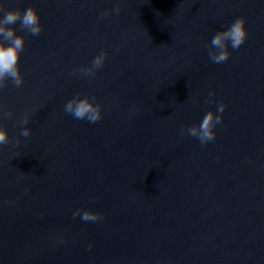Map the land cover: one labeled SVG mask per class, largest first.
I'll list each match as a JSON object with an SVG mask.
<instances>
[{
    "label": "water",
    "instance_id": "1",
    "mask_svg": "<svg viewBox=\"0 0 264 264\" xmlns=\"http://www.w3.org/2000/svg\"><path fill=\"white\" fill-rule=\"evenodd\" d=\"M0 3L42 25L11 26L24 82L0 89V264H264V0ZM239 17L245 42L212 62ZM78 93L99 121L65 113ZM220 103L215 140L181 135Z\"/></svg>",
    "mask_w": 264,
    "mask_h": 264
},
{
    "label": "clouds",
    "instance_id": "2",
    "mask_svg": "<svg viewBox=\"0 0 264 264\" xmlns=\"http://www.w3.org/2000/svg\"><path fill=\"white\" fill-rule=\"evenodd\" d=\"M5 10V4L0 3V12ZM119 7L116 11L119 12ZM104 15H107L105 13ZM17 22L20 28L30 34L36 36L42 31L40 16L35 7L29 6L26 10L10 9L0 18V89L7 86L8 81H11L16 87H20L24 82V75L20 68V57L25 47L24 35H18L15 27ZM245 18H237L226 30L218 31L212 38L209 45V59L214 63H223L228 60L230 52L228 50L229 43L232 49H238L245 42L247 30L245 28ZM107 53L102 51L92 61L90 67H81L79 72L84 75L91 76L95 70L102 67ZM211 96V94H210ZM226 105L220 103L216 112L208 111L203 117L202 122L198 125H191L181 129V135L199 139L201 144H206L215 140L216 125L220 124L223 117L218 113H223ZM64 111L72 115L77 120H87L90 123H95L102 118V106L95 102V97L88 95L77 94L65 104ZM11 112L5 113V117H10ZM29 123V116L26 114L21 125ZM31 134V129L23 127L20 133L23 137H28ZM20 141L17 140V144ZM9 143V134L5 127H0V146ZM81 214V210L77 209L74 217ZM84 221H97L101 219V214L92 210H84L81 216Z\"/></svg>",
    "mask_w": 264,
    "mask_h": 264
}]
</instances>
